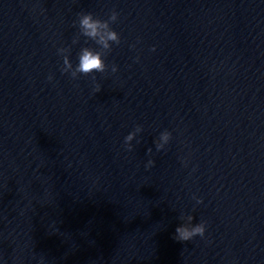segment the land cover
I'll return each mask as SVG.
<instances>
[{"label":"clouds","instance_id":"9594fccd","mask_svg":"<svg viewBox=\"0 0 264 264\" xmlns=\"http://www.w3.org/2000/svg\"><path fill=\"white\" fill-rule=\"evenodd\" d=\"M118 19V13L113 10L111 15L107 20H102L98 17H94L92 13H80L79 20V29L80 35L86 37L88 40L93 41L98 48L92 47H83L80 49L78 54V64L75 66V71L71 73L72 78H77V73L88 76L93 73H104L106 71L107 65L105 63V54H103L100 49H110L108 41H113L115 44L120 43L119 34L110 27V24L116 22ZM105 31H101V30ZM155 50V49H153ZM64 49H59L58 52L61 54ZM109 51V52H110ZM138 59V58H137ZM73 67L72 63L69 62L68 56H63V67L62 72H69V69ZM111 71L115 73L117 67L112 65ZM51 80L52 77L49 76ZM95 80V76H93ZM96 91H100V86H96ZM138 130L142 131L141 126H138ZM165 143H168L171 139V133L166 131L161 137ZM132 140V134H128L125 137V146L128 151L132 150V145L128 144V141ZM164 146L161 144H156L157 151L163 149ZM152 149L149 148L148 152L151 153ZM154 165V161L149 159L146 168H151ZM197 203H202V200L197 199ZM206 231V225L204 222L197 224L194 227H187L184 225H179L175 229L174 238L180 242H187L192 240L196 236L203 237ZM41 264H43V259H41Z\"/></svg>","mask_w":264,"mask_h":264}]
</instances>
